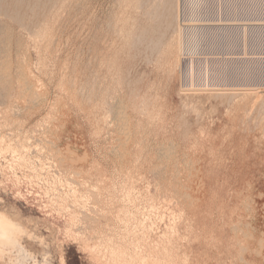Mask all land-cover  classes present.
I'll list each match as a JSON object with an SVG mask.
<instances>
[{
    "label": "rangeland",
    "instance_id": "374dc122",
    "mask_svg": "<svg viewBox=\"0 0 264 264\" xmlns=\"http://www.w3.org/2000/svg\"><path fill=\"white\" fill-rule=\"evenodd\" d=\"M175 1H0V264H264V0Z\"/></svg>",
    "mask_w": 264,
    "mask_h": 264
},
{
    "label": "built area",
    "instance_id": "2783aa9c",
    "mask_svg": "<svg viewBox=\"0 0 264 264\" xmlns=\"http://www.w3.org/2000/svg\"><path fill=\"white\" fill-rule=\"evenodd\" d=\"M181 1L183 3L185 2V5L189 4V6H193L195 9L198 8L199 10L204 11V13H206V14H204L205 16H201V18H205L207 20H210V19H212L213 16L216 15L221 20H224V21H226L228 23L232 22V25H230L227 29H234V31L235 30L237 31L239 29L240 30H245V29H242V28L247 27V26H244V24H239L238 22H235V19H236V21H238V19H239V14H238L239 12L238 11H240V10H238V6H239V1L240 0H192V1L191 0H180V2ZM183 6L184 5H182V7ZM259 11H264V5L261 7V9H258V12ZM263 18L264 17L260 16V18H258L257 20L258 21H263L262 20ZM242 25L244 27H239V26H242ZM255 25L258 26L255 29H259L260 28L259 26H261L262 27L261 29L264 30V23H259V25L258 24H255ZM231 26H233V27H231ZM235 26H237V27H235ZM227 29H223L224 31L221 29L220 31H223V33L218 32L215 35V38H216L217 42H221L219 37L221 35L223 36L224 33L226 32L225 30H227ZM251 29H254V28H251ZM203 35H204L205 38L206 37L208 38L209 35H211V34L204 33ZM240 42L242 43V40ZM258 53L259 52H257V50H253L252 51L253 55H257ZM261 54H262V56H257V57L256 56H252V57H238L237 59H245V60H247L249 62V64H258V61H256V59L264 60V49L261 52ZM262 64H264V63H262ZM262 80L264 81V78H262Z\"/></svg>",
    "mask_w": 264,
    "mask_h": 264
},
{
    "label": "bare ground",
    "instance_id": "6f19581e",
    "mask_svg": "<svg viewBox=\"0 0 264 264\" xmlns=\"http://www.w3.org/2000/svg\"><path fill=\"white\" fill-rule=\"evenodd\" d=\"M1 1V0H0ZM177 1V0H176ZM175 1V2H176ZM163 2V1H162ZM165 2V1H164ZM179 2V1H178ZM176 5H177V3H175ZM180 10V9H179ZM180 13V12H179ZM175 16H178L177 14L175 15ZM181 18V17H180ZM198 24V26H208L209 24L206 22L205 24L204 23H197ZM196 24V25H197ZM212 24H214V23H212ZM212 24H210V25H212ZM217 24V23H216ZM215 24V25H216ZM193 25H195V24H188V26H190V28H191V26H193ZM217 25H219V24H217ZM186 28V27H185ZM189 28V29H190ZM201 28V27H200ZM142 38V37H141ZM184 47V46H183ZM205 55V54H204ZM207 55H208V53H207ZM206 56V55H205ZM203 57V56H202ZM208 57V56H207ZM204 58V57H203ZM206 60V59H205ZM93 80V79H92ZM204 84V83H203ZM202 84V85H203ZM216 84V83H215ZM217 84H218V82H217ZM86 87H88V86H86ZM105 87V86H104ZM221 87H222V85H221ZM227 87V86H226ZM205 89H206V85H205ZM208 89V88H207ZM242 89V88H241ZM256 89V88H255ZM189 90V89H188ZM196 90V89H195ZM211 90H212V88H211ZM220 90V89H219ZM231 90V89H230ZM240 90V89H239ZM77 92V91H76ZM231 92V91H230ZM234 92V91H233ZM253 92V91H252ZM232 93V92H231ZM231 93L228 95V93H227V96H229L230 98H231ZM235 93V92H234ZM233 93V94H234ZM239 93V92H238ZM86 94V93H85ZM88 94V93H87ZM216 94V93H215ZM222 94V93H221ZM221 94H219V95H221ZM240 94V93H239ZM216 95H218V94H216ZM218 95V96H219ZM224 95V94H223ZM234 95H236V94H234ZM242 95V94H241ZM226 96V95H225ZM240 96V95H239ZM86 97V96H85ZM216 97V96H215ZM235 97V96H234ZM95 98V97H94ZM233 98V97H232ZM84 99V98H83ZM229 99V98H228ZM234 99V98H233ZM237 99V98H236ZM229 101V100H228ZM95 103V102H94ZM94 107V106H93ZM103 110V109H102ZM104 112V111H103ZM2 181V180H1ZM3 182V181H2ZM4 183V182H3ZM5 184V183H4ZM0 187H1V185H0ZM1 202V201H0ZM27 219V218H26ZM58 229V228H57ZM56 229V230H57ZM22 233H23V231H22V229L20 228V226H18V224L14 221V220H12L6 213H4V212H1L0 211V246L2 247V246H6V245H8L9 243H11V242H13V241H15L16 239H18L21 235H22Z\"/></svg>",
    "mask_w": 264,
    "mask_h": 264
}]
</instances>
